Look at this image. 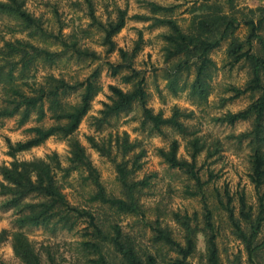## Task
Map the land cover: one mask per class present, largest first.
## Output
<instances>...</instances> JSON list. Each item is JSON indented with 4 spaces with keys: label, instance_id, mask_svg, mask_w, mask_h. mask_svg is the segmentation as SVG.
Segmentation results:
<instances>
[{
    "label": "trees",
    "instance_id": "obj_1",
    "mask_svg": "<svg viewBox=\"0 0 264 264\" xmlns=\"http://www.w3.org/2000/svg\"><path fill=\"white\" fill-rule=\"evenodd\" d=\"M215 4L207 6L209 12L194 17L188 30L183 31L172 20H155L154 25H166L170 34L164 39L168 43L166 59L181 60L171 70L169 87L175 92V83L183 70L195 67V77L190 86V94L200 101H205L209 94L207 79L214 68L210 58L212 51L220 47L222 42L229 41L227 54L230 66L240 62L247 64L250 79L244 89L233 88L234 98L250 92L258 93V98L244 110L227 114L221 122L233 125L239 121L252 120L249 132L240 135L241 140H248L250 147L249 178L257 193L256 205H251L244 191L231 193L226 185L221 187L210 185L209 180H202L196 166V158L201 152L199 140L190 142L192 153L190 160L178 158V143L172 140L168 150H157L159 156L170 169L183 172L192 182L191 197L198 198L199 211L188 213L167 209L161 202L148 206L142 201L145 191L150 188V179H135V173L141 168L139 163L143 152H138L129 160L114 162L116 182L119 195L107 192L100 181L97 170L87 159L84 148L76 141L70 143V163L73 170L84 168L87 176L83 180L85 187L91 192L85 200L86 206H72L57 184L56 170L52 163L56 155L47 156L46 160L31 162L14 161L9 167L0 168V191L11 198L7 205L18 207L19 229L27 226H44L51 223L61 225L62 229L73 231L79 221L86 223L78 243V251L82 254L84 264H264V9L260 15L245 16L243 25L247 35L243 41L234 39L239 27V19L222 11L224 1L231 5L234 0H212ZM150 11L170 13L175 7H164L155 3H147ZM90 19L95 23L91 5ZM253 11H250L252 14ZM0 14L12 17L20 26L19 32L27 33L29 38L39 37L43 40L54 38L45 32L40 19L23 9L20 0L0 1ZM254 14V13H253ZM126 11H119L115 20L103 26V43L111 52L114 48L112 38L125 26ZM73 38V45L66 47L62 43V51L51 50L47 46H34L28 41L16 39L6 41L0 47V118H12L18 115L19 125L25 124L31 114L36 115V122L42 123L48 116L54 124L44 127L28 128L30 137L24 141L11 144L7 140L9 155L28 151L43 144L47 139L58 136L68 138L78 129L81 121L90 110L91 102L98 93V71H94L86 79L67 80L63 76L47 74L39 81L36 72L41 67L50 68L57 63L63 52L70 51L77 55H87L80 50ZM138 47L134 49L135 54ZM119 53L123 59L127 54ZM94 56V54L92 53ZM111 74L117 75L121 65L110 66ZM123 82L131 85V89L109 86L111 103L104 105L101 112L104 120L120 113L129 112L138 104L142 113V125L149 127L151 133L164 135V127L171 128L182 136H193L189 133L182 119L191 118V113L174 109L169 117L161 112L154 113L147 107L148 94L145 79L138 72L124 76ZM71 98L76 102L72 103ZM136 143L128 142L126 137L116 140L118 152L125 158L135 148ZM102 153L111 154L113 146H97ZM48 160V161H47ZM57 169L60 165L57 162ZM64 171V176L69 175ZM96 206L94 212L88 206ZM133 218L132 232L125 231L119 221L113 217ZM228 230L234 241L239 242L242 249L230 256L221 244L224 232ZM149 234V248L140 246L137 237ZM204 238V251L197 256V237ZM11 248L20 264H59L55 255L49 251L45 257L36 251L32 243L22 232L12 235ZM243 255L245 260L243 261ZM196 259L195 262L193 260Z\"/></svg>",
    "mask_w": 264,
    "mask_h": 264
},
{
    "label": "rangeland",
    "instance_id": "obj_2",
    "mask_svg": "<svg viewBox=\"0 0 264 264\" xmlns=\"http://www.w3.org/2000/svg\"><path fill=\"white\" fill-rule=\"evenodd\" d=\"M5 1V0H0ZM23 9L32 16L39 18L45 32L53 34L54 38L43 40L39 37L29 38L26 31L19 32V24L12 17L0 14V47L4 42H13L16 39L25 40L34 46H47L51 50L62 51V43L66 47L73 45L72 39L77 37L76 43L80 50L87 55H77L65 51L50 67L39 66L36 72L37 80L43 76L53 74L63 76L67 80H84L94 71H98V93L93 98L90 110L81 121L75 133L64 139L53 136L38 147L28 151L9 155L7 140L11 144L24 141L31 135L26 132L28 128L36 126L48 127L54 122L47 118L42 122H36L33 113L30 119L23 125H19V116L12 118H0V168L9 167L14 161L31 162L46 160L47 156L56 155L52 163L56 170L57 184L61 186L62 193L72 206H86L85 200L90 188L85 187L83 180L87 176L84 168L73 170L70 163L72 141L78 142L85 150L87 159L97 170L100 181L107 192L119 195L116 182L114 162L129 160L138 152H143L139 160L141 168L135 173V179L140 180L146 176L154 175L150 179V188L145 191L142 201L148 206L161 202L169 210L188 212L199 211L201 204L198 198L191 197L188 192L192 190V182L187 176L178 170L170 169L157 153L159 149L168 150L169 143L176 140L178 143L177 156L183 160H190L192 149L190 142L197 138L202 149L196 158V166L200 171L202 180H209L210 185L229 187L231 193L244 191L247 201L256 205L257 193L249 178V157L251 154L248 140H241V134L249 132L252 128V120L239 121L233 125L221 122L227 114L244 110L255 101L259 94L247 92L234 98L233 88L244 89L249 82L250 73L246 63L240 62L230 66L227 54L230 40L222 42L219 48L212 51L210 58L214 68L209 72L207 83L209 94L205 101H200L190 94V86L195 77V67L183 70L176 83L175 92L169 87L171 70L181 60L180 58L166 59L165 49L168 43L164 39L170 34L166 25L156 24L155 20H172L183 31L188 30L194 17L209 12L207 6L212 0H20ZM147 3H155L164 7H175L170 13L154 14ZM222 5V11L232 14L239 19V27L233 38L243 41L247 35V29L243 25L245 16L260 15L264 9V0H234L231 5L224 1L216 2ZM89 5L95 17V23L90 19ZM118 10L126 11L124 28L112 38L114 45L110 52L103 43V26L115 20ZM250 11H253L250 14ZM264 36V32L262 33ZM138 47L135 54L134 49ZM122 50L127 54L123 59L119 53ZM94 54V56L92 55ZM121 65L119 73L111 74L110 66ZM138 72L145 79V89L148 94L147 107L154 113L161 112L163 117H169L174 109L191 113L189 119H182L183 124L189 128L193 136H182L171 128H162L164 135L151 133L149 127L142 125V113L138 104H135L129 112L120 113L106 120L102 119V111L105 104H110L111 93L109 86H115L123 91L131 89L130 84L123 82L122 78ZM0 92V105L1 101ZM72 103L76 102L71 98ZM126 137L128 142L137 145L125 158L118 152L116 140ZM97 146H113L111 154L102 153ZM48 161V160H47ZM57 162L60 170L57 169ZM69 170V175L63 177L64 171ZM10 195H4L0 191V264H20L15 258L11 240L15 232H22L32 243L36 251L45 257L46 252L53 253L59 264H84L82 254L78 251L79 237L86 223L79 221L73 231L61 228V225L51 223L49 226H27L19 229L16 223L18 207L7 205ZM95 213H99L96 206H88ZM112 221H119L125 231L136 235V228L132 229L133 218L115 216ZM264 233V230H263ZM146 235L138 236L137 240L143 248H148ZM226 230L222 236L223 244L229 256L236 253L242 246L234 241ZM204 238L197 237V256L204 251ZM151 250V249H150ZM246 257L243 255V261ZM196 259L193 260L195 262Z\"/></svg>",
    "mask_w": 264,
    "mask_h": 264
}]
</instances>
